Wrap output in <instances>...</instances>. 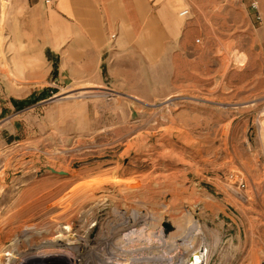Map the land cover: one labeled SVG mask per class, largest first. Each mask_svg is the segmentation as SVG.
<instances>
[{
	"label": "rangeland",
	"instance_id": "1",
	"mask_svg": "<svg viewBox=\"0 0 264 264\" xmlns=\"http://www.w3.org/2000/svg\"><path fill=\"white\" fill-rule=\"evenodd\" d=\"M168 1L180 33L126 75L0 84V225L37 205L52 251L30 258L20 226L0 264H264V21L249 0Z\"/></svg>",
	"mask_w": 264,
	"mask_h": 264
},
{
	"label": "crops",
	"instance_id": "2",
	"mask_svg": "<svg viewBox=\"0 0 264 264\" xmlns=\"http://www.w3.org/2000/svg\"><path fill=\"white\" fill-rule=\"evenodd\" d=\"M179 33L166 0H0V84H105Z\"/></svg>",
	"mask_w": 264,
	"mask_h": 264
},
{
	"label": "bare ground",
	"instance_id": "3",
	"mask_svg": "<svg viewBox=\"0 0 264 264\" xmlns=\"http://www.w3.org/2000/svg\"><path fill=\"white\" fill-rule=\"evenodd\" d=\"M62 173H64V172H62ZM65 174V173H64ZM97 194V193H96ZM92 196V195H91ZM90 196V197H91ZM115 196V195H114ZM117 197V196H116ZM106 199H108L107 198V196H105V197H103L102 199H93V198H91V200L93 201H100V202H103L104 200H106ZM115 199V198H114ZM110 201V200H109ZM115 201V200H114ZM99 202V203H100ZM98 203V204H99ZM105 203V202H104ZM112 203H113V201H112ZM44 204V203H43ZM82 204V203H81ZM48 205V204H47ZM47 205H44V206H47ZM79 205V204H78ZM83 205H85L84 203H83ZM37 205H35L34 207L32 206V208H30V210H26V212L24 213V214H22V215H15V217H11V218H9V219H7L4 223H2L1 225H0V231L1 232H3V233H5L6 231H10V229L11 230H17L16 228H18V227H20V226H22V227H24V230L25 231H27L29 234H31V237H29L27 240H26V244H29L30 246H27V245H25V248H24V251H28L26 248L27 247H29L30 248V251L32 252V254H33V256L31 257V255H30V258H32V259H34V258H38V259H40V260H42L43 258H50V257H52V255H48L47 253H50V252H52L51 250H49V251H43L42 249H41V245L43 246H45V244L48 242V241H50V237L49 236H47L45 233H43L42 231H41V221L43 220H40L41 219V216L39 215V214H43L44 213V211H42V212H40V213H38V214H36V216L35 217H33V218H30L29 220L27 219L28 218V216H30V215H32V214H35L36 213V211L39 209H37V207H36ZM41 206V205H40ZM39 206V207H40ZM43 205L41 206V208L42 209H40V210H45V209H47L48 207H44ZM75 207V206H74ZM81 207V206H80ZM79 207V208H80ZM83 207V206H82ZM78 208V207H77ZM85 208V207H84ZM94 208V207H93ZM93 208H90L91 210H93ZM85 210V209H84ZM81 211V209H79V210H76L75 211V213H74V215L70 218V220L68 219V221H70L69 223H64L63 222V224L61 223V225H54L53 226V228H50V227H42V230H44V231H48L47 229L49 228V229H51L50 231H51V234H54V233H56L55 231H57L59 228H61V229H64V227L66 228H69L70 226L69 225H71V224H73L74 223V218L75 217H78V215H80L79 213H81L80 212ZM74 212V211H73ZM72 214V213H71ZM81 215H82V213H81ZM18 219V221H16ZM76 219V218H75ZM39 220V221H38ZM92 226V225H91ZM71 228V227H70ZM23 230V231H24ZM72 230V229H71ZM38 232H42V234L43 235H41V236H39L37 233ZM77 234V233H76ZM52 236V235H51ZM84 241H86V240H84ZM98 241V240H97ZM79 244V243H78ZM24 245H18V244H13V245H11V247H12V250L15 252V253H17V252H20L21 250H22V247H23ZM77 246V245H76ZM80 249V248H79ZM59 250V249H58ZM75 250V249H74ZM29 251V252H30ZM79 251V250H78ZM35 252H37V254L35 253ZM38 252H40V253H38ZM44 252H46V253H44ZM54 252V251H53ZM80 252H82V250L80 251ZM73 253V252H72ZM20 254H22V255H20V256H23V257H21L20 259H18L17 261H20V260H23V259H25L26 258V256H24V254H25V252H22V253H20ZM44 254V255H43ZM83 254V253H82ZM80 255V254H79ZM79 255H75V256H72V257H69L70 259H72L74 262H73V264H77V262H76V258H77V256H79ZM69 256V255H68ZM53 257H55V256H53ZM60 257V256H59ZM62 257V256H61ZM80 257V256H79ZM88 257V256H87ZM196 258H194L193 257V259L192 260H190L189 262H188V264H192L193 263V261L195 260ZM134 262V261H133ZM7 264H9L8 262H6Z\"/></svg>",
	"mask_w": 264,
	"mask_h": 264
},
{
	"label": "built area",
	"instance_id": "4",
	"mask_svg": "<svg viewBox=\"0 0 264 264\" xmlns=\"http://www.w3.org/2000/svg\"><path fill=\"white\" fill-rule=\"evenodd\" d=\"M249 1H250V5H249L250 10L253 13L255 21L258 24H262L264 21V15H263L262 10H261L260 0H249ZM263 2H264V0H263ZM188 15H189V12L187 10H185L181 13L182 17H186Z\"/></svg>",
	"mask_w": 264,
	"mask_h": 264
},
{
	"label": "water",
	"instance_id": "5",
	"mask_svg": "<svg viewBox=\"0 0 264 264\" xmlns=\"http://www.w3.org/2000/svg\"><path fill=\"white\" fill-rule=\"evenodd\" d=\"M61 174H64V173H61ZM165 228H166L167 230H169V229H170V226L166 225Z\"/></svg>",
	"mask_w": 264,
	"mask_h": 264
}]
</instances>
